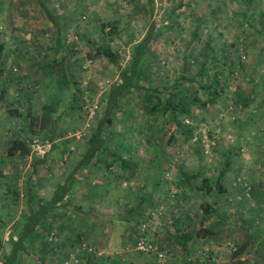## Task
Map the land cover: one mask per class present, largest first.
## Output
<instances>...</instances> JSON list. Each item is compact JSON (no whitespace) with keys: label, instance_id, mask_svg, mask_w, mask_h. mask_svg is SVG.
<instances>
[{"label":"rangeland","instance_id":"1","mask_svg":"<svg viewBox=\"0 0 264 264\" xmlns=\"http://www.w3.org/2000/svg\"><path fill=\"white\" fill-rule=\"evenodd\" d=\"M47 1L51 8L54 7L62 24L63 37L67 38L74 50L69 56L73 59L72 69L68 66V53L61 49L54 55V66L46 75L47 70L44 72V66L41 68L40 64L53 56L54 51L40 50L41 46L34 42L26 43L25 46L22 42H19L20 46L15 42V48H10V52L20 55L12 58L5 50L8 58L6 55L0 57V264H3L4 255L10 250V238L14 236L17 239L16 229L28 209L26 185L28 187L33 183L37 186L36 190L39 188L45 197H50L56 180H64L71 168L79 162L86 151L93 125L101 118V100L109 87L118 80L119 69L129 63L133 46L146 37L153 25L156 26V32L150 43L152 54L148 60L153 65L152 80L155 85L174 83L185 72L196 76L199 65L206 60L204 49L211 43L215 52L210 59L215 60L217 66L209 62L206 70L210 77L215 71H223L219 85L220 97L211 103L208 91L198 89V83L187 82L184 88L196 91L200 100L191 107L193 116L183 121L189 126L192 137L179 132L176 140L166 145L163 136L169 117L157 115L152 118L142 95L129 93L125 96L123 108L130 115L124 120V111L116 114L111 130L115 140L120 139L133 145L131 155L123 156L137 171L132 172V167L123 171L118 164L113 166L112 172L117 176L114 182H119V189L105 195L103 200L110 201L109 206L115 205L114 214L131 218L136 216L139 221L132 223L115 219L108 228L106 224L96 225L108 239L113 254L99 250L102 254L97 256L96 253L93 258H99V264H128L125 256L130 258L134 255L139 258L144 254L126 251L116 253V249L120 245L125 250L126 246L141 237L144 229L148 242L158 244L167 252L165 264H247L249 260L253 261L251 254L255 253L247 251L248 255L241 248L242 242L234 237V231H238L234 224L241 228L248 223L246 218L239 221L236 213L239 216L249 213L254 218L260 212L251 205L258 200L256 193L260 191L263 192L258 197L264 200V163L261 164L264 159L258 158L255 161L257 164L251 167L254 158H257L258 149L248 145V130L239 134L234 130V122L239 117L246 118L248 113L252 115L253 110L257 111L256 117L264 115V0H153V5L149 0ZM11 2L0 0V40L6 37L13 39L12 36H18V32L20 39L23 34L28 39L30 29L49 25L43 12L32 14V17H22L17 11L16 8H39L34 0ZM181 3H184L183 7H180ZM5 8L15 9L11 13L6 12ZM112 25L117 26L114 36L109 31ZM104 26H108L105 31ZM97 46L118 52L120 65L97 56ZM21 66L25 67L27 74ZM51 73L52 77L58 79L73 76L79 90L83 92L79 102L80 110L68 112L66 107L61 106L52 115L56 124L53 144L46 139L47 129L42 131L39 126L45 111L44 104L52 91L49 83ZM200 81L203 85L213 82L208 78ZM7 84L11 87L8 93L2 89L4 86L7 88ZM240 95L252 97L250 108L246 109L244 99L239 101ZM203 102L206 104L203 105ZM13 103L17 104L21 116L9 113L17 108ZM96 103L99 104L97 109L94 108ZM28 108L39 118L33 135L30 129L25 128V123L27 125L30 122V118H27ZM18 137L26 142L30 153L25 156H9L7 148ZM53 146L56 148L52 149ZM46 157L47 165L33 173L32 164L35 160ZM226 157H231L233 162L235 160L238 169L234 173L233 164L232 170L225 176L227 192H199L198 188L204 178L212 181L220 174ZM241 165L242 169L239 168ZM100 173L105 178H110V174L103 169L93 174L96 181L94 186L102 188L100 186L104 177ZM190 177L191 180H188ZM253 177L259 180V188H255L254 193ZM155 180L159 181L156 185L159 199L157 207L148 208L143 200L147 193H151ZM9 187L19 192V196L8 192ZM99 188L95 191L102 192ZM83 190L84 198H79L77 194L79 202L76 204H85L89 200L85 197L88 189L84 187ZM234 197L249 199L252 203H243L236 211L238 206L234 204ZM72 200L75 199L72 197ZM202 204L213 207V214L208 216L205 225L218 229L217 234L203 241L193 238L189 240L184 233L190 231V226H204L201 220ZM186 225L189 227L186 228ZM158 228L161 231L156 234ZM124 231L128 238L119 244L117 240L121 241L120 234ZM53 233L54 236L38 240L30 256L23 254L22 264H40L38 258L41 256H46L45 264H94L92 260L79 258L83 251H78L76 244L69 243L76 240L69 231L56 228ZM83 239L88 243L85 237ZM183 240L188 242L186 246ZM69 245L76 249L67 247ZM52 251L54 255L47 257ZM146 256L150 264H160L156 254Z\"/></svg>","mask_w":264,"mask_h":264},{"label":"trees","instance_id":"2","mask_svg":"<svg viewBox=\"0 0 264 264\" xmlns=\"http://www.w3.org/2000/svg\"><path fill=\"white\" fill-rule=\"evenodd\" d=\"M39 8H41L43 15L46 16L47 20L52 24L54 29L58 33L56 46L50 48L55 50L64 49L68 56L73 54L72 46L67 42V38L63 37L62 24L59 22L58 17L56 16L55 10L51 8L47 3V0H34ZM151 5H153V0H149ZM184 3L180 4V7H183ZM170 25V24H169ZM168 25V26H169ZM172 26V25H171ZM170 26V27H171ZM108 26H104V31ZM156 26L153 25L146 37L138 44L133 46L132 54L129 60V63L120 68V73L118 80L112 84L107 90L106 94L101 100L102 106V115L98 123L94 126L90 138L86 143V151L82 156L81 160L72 168L64 180H56L52 188V193L50 197H45L39 190L36 185L30 183L27 187L26 185V204L27 211L21 217L19 226L16 229L17 239L13 237L9 240L10 250L8 254L4 255L3 264H22V255L30 256L31 249H34L36 243L41 238L44 240L49 236H54L56 228H59L60 231L68 232L71 228V219L74 220L76 213L81 215L91 216L97 219H112L116 211L115 207H107L99 203H93L89 206L88 209L83 207H76L72 203V195L75 192L76 188L82 183H86L91 179L90 175H93L91 169L97 167L98 169H103L110 174L108 179L109 189H103L100 194H95L92 198L96 201L98 198H104L105 195L114 193L119 189L117 186L119 182H114L115 177H117L113 172V166L116 164L119 165L120 169L123 171L128 170V167H132V172L137 171V168L133 167L129 161L126 160L124 155H131L134 151L132 144H128L125 141L120 139H114L115 135L111 127L113 126L114 118L116 114L125 112V116L122 119L126 120L129 117L123 108V99L129 93H137L142 95L144 102L147 108V112L150 117L155 118L157 115L159 117H169V122L166 126L164 132V142L166 145H170L176 140L177 133L190 134L189 126L184 124L186 119H190L193 116L192 105L193 103L199 102L196 91L192 92L190 89L184 88V85L187 82L198 83V89L208 91L210 93V102L215 103V99L220 97L219 85L221 83V77L224 75L222 72H216L210 77L208 70H206V65L211 62L215 66V60L210 59V57L215 52L211 43L207 45L208 48L204 49L203 56L206 58L202 64H200L199 72L196 76L187 74L186 72L182 74L181 77L177 78L174 83L166 82L162 86L155 85L152 80V62L148 60V57L152 54L150 43L153 39V35L156 32ZM172 28V27H171ZM117 30L116 25H112L109 28L111 35H115ZM4 46L0 44V53L4 51ZM96 55L103 56L112 64L119 66V54L118 52L113 51L110 48L105 49L103 46L96 47ZM67 56V59H68ZM186 69H184L185 71ZM68 71V66H67ZM187 71V70H186ZM208 72V73H207ZM14 73V72H13ZM72 75V74H71ZM212 79V84L203 85L200 80ZM70 85L71 88H70ZM78 82L75 78L70 76V78H61L58 79L56 76L52 77L50 80V86H52V91L47 96V103L44 104L45 111L42 113V119L40 129L44 131L47 129L45 135L46 139L49 140L50 144H53V134L56 131V124L52 120V115L56 112L57 107L64 106L67 108L68 112L71 110H80L79 102L82 100L83 92L78 88ZM81 92V93H80ZM68 98V99H67ZM246 98V99H245ZM244 99V105L248 107L249 103L252 102V97L246 96L243 97L240 95L239 101ZM209 101V100H208ZM206 102H203L205 105ZM17 107L16 104H13ZM27 113L30 118V122L26 125L25 128L30 129L32 135L35 134V125L38 124L39 118L37 115L32 114L31 108L27 109ZM11 115H19V108H15L9 112ZM24 116V115H23ZM22 116V117H23ZM183 118V120H181ZM50 122V125L48 123ZM48 135V136H47ZM48 137V138H47ZM192 137V136H191ZM56 147L53 146L52 149ZM9 156H25L30 153V148L19 137L11 142L7 148ZM131 158V157H130ZM48 159L38 158L32 164L33 173H37L41 167L46 166ZM234 162L231 157H226L224 164H222V170L220 174L216 177L215 180H209L204 178L202 180L201 186L198 188L199 192H204L211 194L216 192L218 194H223L227 192V188L224 185L225 176L232 170ZM88 173V176L86 175ZM136 173V172H135ZM2 175V172H0ZM186 176V175H185ZM188 178V176H186ZM30 179V178H29ZM31 180V179H30ZM191 180V177L190 179ZM84 181V182H83ZM87 185H94L92 181ZM112 185V186H111ZM97 187H93L96 189ZM8 192H11L15 196H19V192L12 190V187L8 188ZM97 190V189H96ZM116 190V191H115ZM94 193L88 194V197H92ZM144 203V202H143ZM146 204L152 203V201H145ZM144 203V204H145ZM149 205V204H148ZM151 205V204H150ZM203 211L202 223L208 219V216L213 214V207L209 204L201 205ZM83 218V216H80ZM68 222V223H67ZM190 231L185 237L189 240L191 238L196 240L205 239L207 236L212 235L213 232L208 228H198L197 225L190 226ZM183 237V238H185ZM84 237H76L75 242L71 241V244H76L77 248H80L84 252L81 254L86 261H93L96 252L93 250V247L90 243H87L83 239ZM83 239V240H81ZM54 241L55 240H51ZM138 240L136 239L133 244ZM184 246L187 245V241L183 240ZM129 244L126 248L132 246ZM44 245H46L44 243ZM126 248L124 251H126ZM240 253V252H239ZM237 253V255H239ZM54 255V251L47 254ZM80 255V256H81ZM46 256H41L38 258L40 264H45ZM83 259V258H82Z\"/></svg>","mask_w":264,"mask_h":264},{"label":"crops","instance_id":"3","mask_svg":"<svg viewBox=\"0 0 264 264\" xmlns=\"http://www.w3.org/2000/svg\"><path fill=\"white\" fill-rule=\"evenodd\" d=\"M10 3H12L11 0H10ZM14 9L15 8H5V11L12 13V11H14ZM16 9H17V11H19V14L22 17H32L31 16L32 14H35L37 12H39V13L42 12L41 8H16ZM8 26H11V24H8ZM5 30H8V28H6ZM19 34L20 33L18 32V33H16V35H18V36H12L13 39L10 38L12 40V42H10L11 45L8 44L10 39L7 37L5 38V40H0V44H2L5 48L4 51L6 50L7 54H10V56L12 58H13V56L20 55L17 52L13 53V54L10 52V48H15V46L13 47L15 42H18L19 46L21 44L25 46L26 43H29V44L33 43V42L35 44L38 43V46H41L40 50L43 49V51L46 52V50H50V48L56 46V41H57V37H58L57 31L54 29V27L52 26V24L50 22H49V25L46 24V26H44L43 28H36V29H32V30L30 29L28 39H25L23 37L24 34L22 35V38L20 39ZM19 42H22V43L19 44ZM51 50L54 51L53 56H49V59L46 60V62L44 64L43 63L40 64L41 68L44 66L43 67L44 72L47 70L45 72L46 75L48 74V72H51V70L54 66L53 65L54 55H56V52H58V50H55V48L51 49ZM4 51L2 53H0V57L6 55V53ZM6 57H7V55H6ZM72 60L73 59L68 56V66L70 67V70L72 69V67H71V64L73 62ZM21 67H22V69L24 68L23 70L25 71V67H23V66H21ZM6 68L9 69L10 67L6 66ZM25 73H26V71H25ZM49 77L52 78V73ZM10 88L11 87L7 84V88L4 86L2 89L4 92L6 91V93H8V90ZM32 99H34V98H32ZM28 102L33 103L34 101L28 100ZM250 103H249L248 107H246V109L250 108V105H251ZM13 104H16V103H13ZM256 112L257 111L253 110L252 115L250 113H248L246 118L245 117H239L234 122V130L236 132H238V134L241 133L243 130H248L249 134H246V140L248 141V145L251 146L252 148L256 147L258 149L257 158H254V160H253L254 163L252 162L251 167H253L255 165V163H256L255 161H258V158L260 160L264 159V115L261 117H256L255 116ZM252 153H254V152H252ZM83 155H84V153H83ZM262 163H264V160H262L261 164ZM262 166H264V165H262ZM236 167H237V164L234 160V173L236 171H238V169H236ZM247 167L248 166H246V169H247ZM95 168H97V167H93L91 169L93 174H95L98 170H101V169H95ZM239 168L242 169V165ZM257 168H258V166H257ZM71 170H72V168H71ZM71 170H70V172H71ZM101 172H103V171H101ZM100 174L102 175V173H100ZM262 175L264 176V173H262ZM90 176H91V179L88 180L86 183H84V184L82 183L80 186H78L76 188L75 192L73 193V195L71 196L76 200V201L72 200L73 205L76 207L77 206L83 207L84 209H88L89 206L93 203H99V204H102L104 206L108 205L107 207H115V205L109 206L110 201H108L106 199L103 200L102 198H98L96 201H94L92 199V197H88V196H85L86 198L89 199V200H87V202L85 204H76L77 202H79V199L76 197L77 194H78L79 198H82V199L84 198V195H83V193L85 192V190H83L84 187H86V189H88V191L86 190L87 195L90 194L91 192L95 194V192H96L95 190L99 188V187H97L96 189H93V187H95L94 185H87L91 181H92V184H94L96 182L95 181V175H90ZM102 177H104V179L101 181L102 186H100L102 188H99V189H101V190L106 189L107 190L110 188V186L108 187V184H107L109 178H108V176L105 178V176H103V175H102ZM251 180L253 181L252 182L253 183L252 192L254 193L255 188H259L258 187L259 180L255 177L251 178ZM153 183H154L153 184L154 188L151 190L150 194L147 193L145 195L146 198L143 200L144 203H145V201L146 202L150 201V200L152 201V203H148L149 205L145 203V205H147L148 208L149 207L152 208L155 206L157 207V203H158V199H159V194H158V192H156V188H157L156 185L159 183V181L155 180ZM262 192L263 191H260V193H256V198L258 200L255 203H253L254 205H251L252 202L251 201L249 202V199L243 200V199H240V198L237 199L234 197V204L238 206L236 211H238L239 206H243V203H246V204L248 203V205L250 204L253 209H257L258 211H260V212H258V214H256V216H254V218H252L251 214H249V213H244L242 216H239V215H237L238 213H236V218L239 221H241L244 218L248 219V223L246 225L247 227L246 226H244L245 228L241 227L242 230L245 232H243L241 230V228L238 227V224H234V228L235 229L238 228L237 232L234 231V237L237 238L238 241L242 242L241 248L246 250L245 252H247V251L250 252V254L252 252L255 253V254H251L253 261L249 260L247 262V264H264V210H263V205L261 206V204H264L262 202L264 200H262V198L258 197V194L261 196ZM97 193L100 194L101 192H97ZM234 195H235V193H234ZM115 198H116V196H115ZM80 216H83V218H80ZM177 217H179V216H177ZM236 218L234 219V221L236 220ZM70 219H71L70 224L72 225L70 228V231H69L70 235L72 237H75V238L80 237V236L85 237L88 240V243H90L92 245L93 250L97 253V256L101 252V251L99 252V250H103V253H109V254H113V253L110 250V244L108 245V239L106 238L105 234L100 230L101 228L96 227V225L106 224V226L108 228V225L110 223H112V221H114L115 219L127 220L128 222H132V223L139 221L138 217H136V216L131 218L129 216L122 217V216L116 215V214H114L112 219H106V218L97 219V218H94L91 216L81 215V214H79V217H78V214L76 213L74 220L72 218H70ZM177 219H179V218H177ZM208 219H206L205 222H207ZM201 220H204V219L201 218ZM85 222H88V224L84 225ZM106 222H108V223H106ZM205 222L203 223V225H204L203 228L210 229L213 232L212 235L217 234L218 229L215 230V228H213L212 226H206L205 224H207V223H205ZM188 227H189V225H186V228H188ZM183 230H185V229H183ZM159 231H161V229L158 228L156 234ZM172 231L174 232V230H172ZM124 234H125V231L122 234H120V237L122 239H121V241L117 240L119 244L122 242H125L126 239L128 238V236H125ZM187 234H188V231L184 233V236ZM209 236H211V235H209ZM206 238H208V236ZM109 239L111 242V239H112L111 234L109 235ZM205 239H203V240H205ZM69 243L71 244V241H69ZM67 247L75 248V246H72V245H69ZM77 249H78V251H81L80 248H77ZM114 250H115V248L113 249V251ZM116 251H117L116 253H121L124 250L122 247L120 248V245H119V248H117ZM101 254L102 253H100V255ZM143 254L144 255L140 256L139 258L134 257V255L130 256V258H129V256L127 258L125 256V259H126L125 262H128V264H150L149 261H146L147 260L146 255H148V254H145V253H143ZM250 254L248 253V255H250ZM83 256H84V252H83ZM83 256L81 255V256H79V258L81 257V259L82 258L84 259ZM93 259H96V260L92 261L94 264H99V260H97L99 258H93ZM111 264H117V262H113Z\"/></svg>","mask_w":264,"mask_h":264},{"label":"built area","instance_id":"4","mask_svg":"<svg viewBox=\"0 0 264 264\" xmlns=\"http://www.w3.org/2000/svg\"><path fill=\"white\" fill-rule=\"evenodd\" d=\"M245 59V56L243 57ZM99 104H94V108L97 109ZM92 111V110H91ZM93 113V112H92ZM247 186V184H245ZM146 226H144L145 228ZM145 230L143 229V233L138 241L132 246L126 248V253L140 252L145 254H156L157 262L160 264H165V259L167 258V252L163 251L162 248L158 244H151L148 242L145 237Z\"/></svg>","mask_w":264,"mask_h":264}]
</instances>
